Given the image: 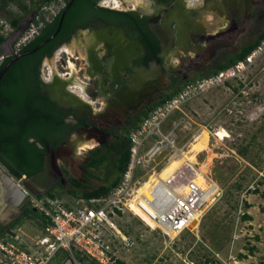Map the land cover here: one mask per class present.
Segmentation results:
<instances>
[{"label": "flooded vegetation", "instance_id": "obj_1", "mask_svg": "<svg viewBox=\"0 0 264 264\" xmlns=\"http://www.w3.org/2000/svg\"><path fill=\"white\" fill-rule=\"evenodd\" d=\"M115 1L0 0V63L11 58L1 51L9 52L6 42L12 36L20 33L21 39L31 31L17 48L21 52L35 36L56 31L60 23L36 56V89L52 105V131L38 134L39 139L29 135L25 115L13 106L5 109L6 99H0V128L11 119L14 132L25 131V144H12L0 135V191L6 190L10 203H16L14 210L0 212V236L28 217L26 185L35 195L55 186L63 191L107 187L117 177L128 134L157 100L264 31V0H136L143 7L125 0H117L116 6ZM207 26L214 31L209 38ZM222 35L242 37L239 50L214 54L202 65L189 62L191 51ZM184 64L186 71L175 70ZM8 143L33 144L41 169L32 176H14L2 161ZM72 161H78L75 171L67 167ZM71 180L81 186L73 187Z\"/></svg>", "mask_w": 264, "mask_h": 264}, {"label": "rangeland", "instance_id": "obj_2", "mask_svg": "<svg viewBox=\"0 0 264 264\" xmlns=\"http://www.w3.org/2000/svg\"><path fill=\"white\" fill-rule=\"evenodd\" d=\"M2 33L5 35L4 30ZM213 33L212 26H207L205 37ZM31 34L29 31L15 42V52ZM217 38L215 42L208 39L205 46L191 51L189 62L208 63L214 54L235 52L242 44L239 36ZM175 70L184 72L186 66L177 65ZM162 130H173L176 148L182 149L188 161L205 166L204 170L220 186L221 194L207 207L196 230L184 231L171 242L131 213L115 219L133 242L120 252V261L264 264V50L240 78L229 79L188 99L166 119ZM222 130L228 137L220 140L215 134ZM161 160L162 156L156 162ZM77 165L78 161H72L67 167L75 171ZM143 173L145 170H138L139 175ZM49 192L59 199L72 200L56 186ZM242 212L251 220L243 221ZM41 220L27 217L14 230L20 238L34 242ZM65 258L62 256L60 260Z\"/></svg>", "mask_w": 264, "mask_h": 264}, {"label": "built area", "instance_id": "obj_3", "mask_svg": "<svg viewBox=\"0 0 264 264\" xmlns=\"http://www.w3.org/2000/svg\"><path fill=\"white\" fill-rule=\"evenodd\" d=\"M263 50L264 40L234 66L186 84L171 99L149 111L129 133V161L120 181L107 195L71 198L69 202L24 191L30 208L44 223L38 225L39 235L34 242L20 238L15 230L0 236V264H118L120 252L133 242L115 219H122L128 212L151 228L135 209L147 213L154 223L153 230L169 242L191 231L192 224V230H196L207 207L219 198L221 188L208 172L202 173V164L190 161L174 168L165 179L159 178L167 165L184 155L175 146L173 130L164 132L162 125L191 97L240 78ZM160 156L161 162H156ZM138 170L145 173L139 175ZM199 175L204 185L196 183ZM62 256L66 257L63 262Z\"/></svg>", "mask_w": 264, "mask_h": 264}, {"label": "trees", "instance_id": "obj_4", "mask_svg": "<svg viewBox=\"0 0 264 264\" xmlns=\"http://www.w3.org/2000/svg\"><path fill=\"white\" fill-rule=\"evenodd\" d=\"M55 33V30L46 31L44 34L37 35L32 41L27 43L22 47L23 51L29 50L40 44L44 39L50 37ZM264 40V31L260 34L253 43L248 44L240 48L234 55L229 56L226 60L216 61L211 68L203 75L196 77L193 80L184 82L181 84L174 92L164 96L157 100L156 103L152 105L149 111L153 110L158 105L163 104L165 101L171 99L176 93H178L186 84L193 83L197 80L203 78H209L220 71H224L232 66H234L238 61L244 59V57L249 54V52L260 44ZM41 47L36 52L23 56L16 60L4 73L0 79V99H6L7 107L5 109L11 108L13 106L19 113L25 115L28 119L29 124H31L30 130L28 131L29 135H35L39 139L38 134L46 133V136L54 128L55 117L52 110V105L46 97H42L38 94L36 85H37V75H38V63L39 59L36 58L39 53H41ZM10 60V58L4 59L0 63V70L5 66V64ZM6 111V110H5ZM7 111L3 112V116L7 115ZM146 112L140 122L147 116ZM13 120L5 121V126H1L0 135L2 138L7 139L8 142L15 144L16 140L21 143L25 142L22 139V135L25 131L19 130L18 133L14 132L11 129L10 123ZM12 124V123H11ZM137 127V126H136ZM135 127V128H136ZM129 136V134H128ZM126 139V149L124 151V156L119 163V170L117 177L107 186L91 190H81V191H63L68 197L75 199H90L105 196L108 192L117 185L120 181L123 172L125 171L126 165L129 161V139ZM19 143V142H18ZM28 149V150H27ZM34 145L27 144L20 147L16 145H8L4 148L2 161L10 168L14 176H19L22 173H25L27 176H32L41 169V160L36 156L34 157ZM17 168L19 170H17ZM71 185L75 188H79L81 184L76 180H71ZM45 195L49 197H55L56 195L53 192H48ZM42 196V195H39ZM57 197V196H56ZM28 217L40 218L39 214H34L29 210ZM242 220H251L249 215L244 213L242 215ZM118 264H125L124 262L118 261Z\"/></svg>", "mask_w": 264, "mask_h": 264}, {"label": "water", "instance_id": "obj_5", "mask_svg": "<svg viewBox=\"0 0 264 264\" xmlns=\"http://www.w3.org/2000/svg\"><path fill=\"white\" fill-rule=\"evenodd\" d=\"M59 27H60V23H59V26L57 27L55 33L53 35H51L50 37H48L47 39H45L44 41H42L40 44H38L37 46H35L34 48L32 49H29V50H26V51H21V52H15L13 51L12 49V45L14 42H16L18 39H19V35L20 33L12 36V38H10L8 40V42H6V44L9 46V52L5 51V50H2V54L6 55V56H11L10 60L5 64V66L0 70V79L1 77L4 75V73L8 70V68L16 61L18 60L19 58L23 57V56H27V55H30L34 52H36L38 49H40L44 44H46L49 40H51L55 35L56 33L58 32L59 30ZM37 177V175L33 176L30 181H34L35 178ZM29 192L32 193V194H36L34 193L32 190H31V187L26 185ZM15 190L16 191H19V189L17 187H15ZM9 193L3 189V191L1 190L0 191V212H3V213H7V212H10L12 210H14V207H16V203H10L9 201ZM31 212L32 213H36V210L35 209H31ZM194 227V224H192L190 226V229H193Z\"/></svg>", "mask_w": 264, "mask_h": 264}, {"label": "bare ground", "instance_id": "obj_6", "mask_svg": "<svg viewBox=\"0 0 264 264\" xmlns=\"http://www.w3.org/2000/svg\"><path fill=\"white\" fill-rule=\"evenodd\" d=\"M117 1V0H116ZM114 2L115 3V5L116 6H118V5H120L118 2ZM126 2L127 1H129V2H131L132 4H138V5H140V6H142L143 7V5L141 4V2H138V1H136V0H125ZM77 88V87H76ZM78 88H80L81 89V87L80 86H78ZM215 136H217L220 140H222L223 138H225V137H228V134L224 131V130H222V131H219L218 133H216L215 134ZM188 161L189 159H187V156H185V155H182V156H179V157H177V158H175L174 160H173V162H171L169 165H167L161 172H160V174H159V178L160 179H165L166 177H167V175L170 173H172V171H173V169L174 168H176V167H178L179 165H181L183 162H185V161ZM191 163H193V162H191ZM205 166L203 165V166H201V171H202V173L203 172H205V173H207L205 170ZM169 174V175H170ZM196 183L198 184V185H204V183H203V178L199 175L198 176V178L196 179ZM148 186V184L143 188V190H145V191H147V189H146V187ZM0 207H1V205H0ZM135 213L137 214V215H139L146 223H148L149 225H150V227H151V229H153L154 228V223L149 219V217H148V215H147V213H145L142 209L140 210H136L135 209Z\"/></svg>", "mask_w": 264, "mask_h": 264}, {"label": "crops", "instance_id": "obj_7", "mask_svg": "<svg viewBox=\"0 0 264 264\" xmlns=\"http://www.w3.org/2000/svg\"><path fill=\"white\" fill-rule=\"evenodd\" d=\"M39 223H40V225H42L44 223V220L42 219Z\"/></svg>", "mask_w": 264, "mask_h": 264}]
</instances>
